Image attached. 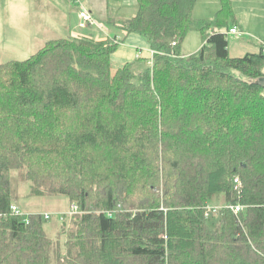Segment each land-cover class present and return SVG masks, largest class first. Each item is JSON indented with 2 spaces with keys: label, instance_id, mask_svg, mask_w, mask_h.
<instances>
[{
  "label": "trees",
  "instance_id": "16d2710c",
  "mask_svg": "<svg viewBox=\"0 0 264 264\" xmlns=\"http://www.w3.org/2000/svg\"><path fill=\"white\" fill-rule=\"evenodd\" d=\"M136 3L120 29L144 40L152 67L114 70V37L0 63V264H264L262 43L229 56V0L212 22L193 18L196 0ZM191 29L204 40L187 55ZM14 172L33 195L77 206L57 240L40 214L11 213Z\"/></svg>",
  "mask_w": 264,
  "mask_h": 264
},
{
  "label": "rangeland",
  "instance_id": "374dc122",
  "mask_svg": "<svg viewBox=\"0 0 264 264\" xmlns=\"http://www.w3.org/2000/svg\"><path fill=\"white\" fill-rule=\"evenodd\" d=\"M80 1L81 3L83 2L82 4H86L85 2H87V4L90 3L94 5L95 11L107 19L116 17L122 9V6H125L124 4L126 3V0ZM229 1H231L232 14L237 20L240 30H242V35L240 36L228 35L229 56L231 58H241L247 53L258 52L260 43H264V7L262 0ZM221 4V0H196L193 18L199 21L212 22L217 17L221 9ZM11 12V9L8 8L0 10L1 64L10 61H24L35 55L48 42L54 41L57 38L67 39V37H52L51 32H48L51 28L56 30L57 34L63 33L61 27L50 24L52 27L45 30L43 34L42 28L44 27L39 21L34 22L33 25H29L28 22L30 20L27 19V17L22 20H20L19 17L16 18V21L21 25L19 24L14 27L8 23ZM23 12L24 10L19 13L23 15ZM75 15L76 14L72 15V20L76 19ZM107 19L105 21H107ZM97 21L100 22L99 20ZM76 23L75 21L70 24L74 33L91 36L90 38L95 41H101L103 38L105 39L107 37H114L120 42L110 56L111 67L114 70L122 68L126 64L134 63L138 53H140L145 60L150 58L151 54L142 40L133 38L135 36L128 35L123 30L113 25L109 24V27H107V25L98 28L101 29V31L105 30V27L107 28V33L105 32L101 35V32L92 31L97 29L96 27H90L93 29L89 31L85 25L79 26L75 25ZM203 40L204 33L193 29L189 30L181 44V52L187 55L196 53L201 48ZM11 186L12 203L18 208L24 220H27V217L32 214H40L42 217L44 214H47L48 219H44L43 223L46 236L52 240H57L62 221L68 219V217L65 216L71 207L68 200L61 196L33 195L31 193L30 184L21 179L16 172L12 175ZM223 205L224 198L222 196H219L218 201L214 199V201L210 203L211 208H218Z\"/></svg>",
  "mask_w": 264,
  "mask_h": 264
},
{
  "label": "crops",
  "instance_id": "0c3cea01",
  "mask_svg": "<svg viewBox=\"0 0 264 264\" xmlns=\"http://www.w3.org/2000/svg\"><path fill=\"white\" fill-rule=\"evenodd\" d=\"M125 2H124L125 6H122V9L119 11L117 16L112 17L111 19L102 17L98 12L95 11L94 5L90 3L87 4V2H85L86 4H82V5L85 7V9H87L91 17L93 18V20L100 27L107 26V25H108L107 27H109V24H110L120 29L122 23L125 20L133 17L137 10L136 0H126ZM73 6L75 7L72 0H0V10L7 9V8L11 9L12 12L10 14L8 23L14 27L20 24L16 21V18L19 17L20 20H22L23 18L27 17V19L30 20L28 22L29 25H33L34 22L39 21V23L44 27L42 28V33L45 32V30H48L49 27H52L50 26V24H52L53 26L61 27L63 33H60V34H57V31L54 29L50 28V30H48V32H51L52 37H67V38L89 37L90 38L91 36L74 33V31L70 27V24L75 21L77 22L75 25L82 26L80 19L77 17L79 9L77 8V6L75 8ZM22 10H24L23 15L19 13ZM73 14H76L75 20H72ZM106 19L107 21H105ZM97 20H99L101 23L98 22ZM85 26L89 29V31L93 29V28H90L91 26H88V25H85ZM97 29H94L92 31H97L98 33L101 32L100 33L101 35H103L105 32L107 33L106 27H105V30L103 31H101V29H98V30ZM238 30L241 31L242 33V30H240L239 26H238ZM130 35H133L135 36L133 38L140 39L142 40V42H144V40L141 39L139 36L134 35V34H130ZM59 39H62V38H57L55 40H59ZM105 39L103 38L101 41ZM140 58L145 59L141 55H140Z\"/></svg>",
  "mask_w": 264,
  "mask_h": 264
},
{
  "label": "built area",
  "instance_id": "2783aa9c",
  "mask_svg": "<svg viewBox=\"0 0 264 264\" xmlns=\"http://www.w3.org/2000/svg\"><path fill=\"white\" fill-rule=\"evenodd\" d=\"M72 1L79 9L78 18L80 19L81 25H88V26H91V27L100 28V26L93 20V18L91 17V15L87 11V9H85V7L82 5L80 0H72ZM228 35L240 36L242 34L236 27H232L231 29H229ZM172 46H175V43H173ZM261 52L264 55V43H262ZM150 54H151L150 59L145 61V65L147 67H152V55H153V52H150ZM136 58H140L139 53L136 55ZM233 185H234V190L237 191L239 189V187H240V182H239V180L237 178H235L233 180ZM229 208L231 209V211L234 214H238L243 209V207H241L239 205L229 206ZM210 212H215V209L214 208H210V207L207 208V213H210ZM11 213L13 215H16V216H22L20 211L18 210V208L15 205L11 206ZM77 213H78L77 206L71 205L70 210L68 211V213L65 214V216L71 217L72 215H75ZM43 219L47 220L48 219V215L44 214L43 215ZM24 221L27 222V220H24Z\"/></svg>",
  "mask_w": 264,
  "mask_h": 264
},
{
  "label": "water",
  "instance_id": "95a60500",
  "mask_svg": "<svg viewBox=\"0 0 264 264\" xmlns=\"http://www.w3.org/2000/svg\"><path fill=\"white\" fill-rule=\"evenodd\" d=\"M256 85L264 89V77L256 82Z\"/></svg>",
  "mask_w": 264,
  "mask_h": 264
}]
</instances>
